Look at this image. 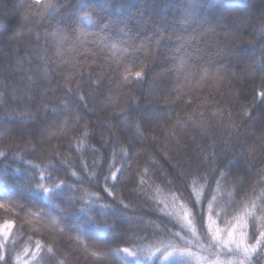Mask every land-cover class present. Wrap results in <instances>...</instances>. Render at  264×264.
I'll use <instances>...</instances> for the list:
<instances>
[{
	"label": "snow or ice",
	"instance_id": "obj_1",
	"mask_svg": "<svg viewBox=\"0 0 264 264\" xmlns=\"http://www.w3.org/2000/svg\"><path fill=\"white\" fill-rule=\"evenodd\" d=\"M0 77V264H264V0H0Z\"/></svg>",
	"mask_w": 264,
	"mask_h": 264
},
{
	"label": "trees",
	"instance_id": "obj_2",
	"mask_svg": "<svg viewBox=\"0 0 264 264\" xmlns=\"http://www.w3.org/2000/svg\"><path fill=\"white\" fill-rule=\"evenodd\" d=\"M12 2H13L14 5H18L19 4V0H12ZM11 14H12L13 18H15V16H16V9L15 8H13L11 10ZM23 54H24V51L22 49L21 52L18 53V55H23ZM27 68H28V66L26 65L25 66V70L26 71H27ZM2 78L3 77H0V79H2ZM17 79H18V77H17ZM146 87H147V85H145V88ZM250 100H251V97H249V101ZM247 102L248 101H245V103H247ZM97 103H99V98H97ZM99 115L102 117L103 116V113H99ZM96 119H97L96 116H92V115L89 116V120H91L93 123H95ZM95 131L97 133V140H98L99 139V135L98 134L100 133V131H102V129H100L99 127H97L95 129ZM97 140H93L92 141V144H94L97 147H99V144H97ZM88 159L90 160L91 157L89 156ZM145 180H147V183L148 184H153V180H149L148 177H145ZM135 182L138 183V178H137V180ZM131 183L132 182L130 181V184ZM16 191L18 193H20L24 198H27V199H32L36 195L31 190L26 189L23 186V184H17ZM0 195H2V192H0ZM149 197H155L156 198L155 200H150V203H152V204H156L159 201H163V202L167 203L168 202V197H169V190L167 188H165L164 185L162 183H160L159 181H155V185L149 190ZM134 202L135 203H143L142 200H135ZM160 207H163V204H160ZM144 208L146 210H151L149 208V205L148 204H144ZM9 219H12V220H16L17 221L16 224L13 226V229H12V232L16 234V238L18 240H23V241L26 242V233L25 232H19V233H17V228L20 225V221L17 219V217L15 215H12V216L5 215V214H3V211L0 210V224H3L4 221L9 220ZM78 219H79L78 216L69 217V220L72 221V222H75ZM150 219H156V217L153 216V217H150ZM25 227H27V225H25ZM50 239H51V237H50ZM79 255H80L79 252H75V250L73 252H67L66 251L65 252V256L64 257H61V259H67V261H69L70 264H71V262L76 261V259H77V257H79ZM157 264H160V262L157 261Z\"/></svg>",
	"mask_w": 264,
	"mask_h": 264
}]
</instances>
